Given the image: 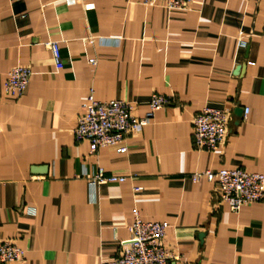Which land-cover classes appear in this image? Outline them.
I'll return each mask as SVG.
<instances>
[{
  "label": "crops",
  "instance_id": "obj_1",
  "mask_svg": "<svg viewBox=\"0 0 264 264\" xmlns=\"http://www.w3.org/2000/svg\"><path fill=\"white\" fill-rule=\"evenodd\" d=\"M18 66L32 77L14 98L4 83ZM91 94L127 101L138 117L153 94L173 103L128 136L126 153H93L74 136ZM206 107L230 113L216 153L193 146ZM99 168L127 180L91 189ZM223 169L264 174V0H196L185 11L0 0V241H14L26 264L114 260L136 210L168 224L164 245L180 255L172 264H264V201L233 211L215 183L192 180Z\"/></svg>",
  "mask_w": 264,
  "mask_h": 264
},
{
  "label": "built area",
  "instance_id": "obj_2",
  "mask_svg": "<svg viewBox=\"0 0 264 264\" xmlns=\"http://www.w3.org/2000/svg\"><path fill=\"white\" fill-rule=\"evenodd\" d=\"M79 0H67L70 5ZM137 3L155 6L161 4L168 11H185L196 0H133ZM91 7V6H88ZM239 47L246 48L248 43L239 39ZM57 67L63 65L60 46L49 43ZM96 64V60L90 61ZM32 71L28 67L18 66L7 75L4 90L8 96L20 98L29 89ZM172 99L164 95L153 94L149 102V112L144 117L134 115L135 106L124 100L99 102L93 94L88 98L85 112L79 118L74 131L76 142H88L96 153L100 148L119 147L126 153V140L132 134L140 133L154 118L155 112L172 105ZM249 109H245V116ZM230 113L224 109L204 108L194 119L193 146L198 151L216 153L228 136ZM206 178L218 187L222 202L239 211L243 206L264 201V174L248 173L241 169H223L218 172L205 171L193 176L194 182ZM125 176L107 175L99 168L90 179L91 189L101 184L123 183ZM139 189H136L138 191ZM131 238L124 243L125 251L118 258L102 264H172L180 260L179 254L170 252L164 245L168 229L165 222H150L142 218L136 210L133 223L129 226ZM0 264H26L25 252L14 241H0Z\"/></svg>",
  "mask_w": 264,
  "mask_h": 264
},
{
  "label": "water",
  "instance_id": "obj_3",
  "mask_svg": "<svg viewBox=\"0 0 264 264\" xmlns=\"http://www.w3.org/2000/svg\"><path fill=\"white\" fill-rule=\"evenodd\" d=\"M204 235H202V237H203Z\"/></svg>",
  "mask_w": 264,
  "mask_h": 264
}]
</instances>
